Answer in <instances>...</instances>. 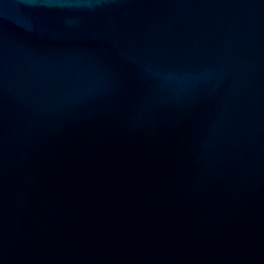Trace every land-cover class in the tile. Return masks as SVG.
<instances>
[{"label":"water","instance_id":"95a60500","mask_svg":"<svg viewBox=\"0 0 264 264\" xmlns=\"http://www.w3.org/2000/svg\"><path fill=\"white\" fill-rule=\"evenodd\" d=\"M0 264H264V0H0Z\"/></svg>","mask_w":264,"mask_h":264}]
</instances>
